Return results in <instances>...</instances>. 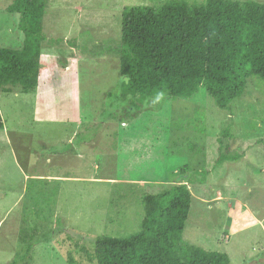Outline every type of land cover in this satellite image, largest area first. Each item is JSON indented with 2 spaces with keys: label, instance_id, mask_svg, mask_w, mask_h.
Returning a JSON list of instances; mask_svg holds the SVG:
<instances>
[{
  "label": "rangeland",
  "instance_id": "rangeland-1",
  "mask_svg": "<svg viewBox=\"0 0 264 264\" xmlns=\"http://www.w3.org/2000/svg\"><path fill=\"white\" fill-rule=\"evenodd\" d=\"M168 1L44 0L38 84L0 86V264H96L97 235L135 233L142 196L183 180V242L264 264V79L225 110L207 95L107 96L121 80L122 9ZM11 2L0 0V46L18 48Z\"/></svg>",
  "mask_w": 264,
  "mask_h": 264
},
{
  "label": "trees",
  "instance_id": "trees-1",
  "mask_svg": "<svg viewBox=\"0 0 264 264\" xmlns=\"http://www.w3.org/2000/svg\"><path fill=\"white\" fill-rule=\"evenodd\" d=\"M5 10L20 14L24 39L18 48L0 46V86L16 85L28 93L38 84L41 72L44 0H12ZM120 25L121 80L117 90L107 94L116 101L129 97L199 101L207 95L225 110L244 93L250 77L264 79L263 2L205 0L189 4L172 0L158 7H125ZM224 156L217 161L222 162ZM188 184L183 180L144 194L139 230L126 236L97 235L93 241L95 263L230 264L224 252L183 242L193 198ZM202 189L211 193L213 187L203 185ZM31 246H25L26 253ZM66 264L76 261L70 256Z\"/></svg>",
  "mask_w": 264,
  "mask_h": 264
}]
</instances>
